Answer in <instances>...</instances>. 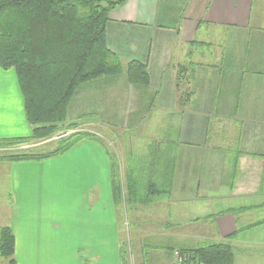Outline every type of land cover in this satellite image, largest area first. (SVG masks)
Listing matches in <instances>:
<instances>
[{
  "label": "crops",
  "instance_id": "1",
  "mask_svg": "<svg viewBox=\"0 0 264 264\" xmlns=\"http://www.w3.org/2000/svg\"><path fill=\"white\" fill-rule=\"evenodd\" d=\"M254 1L124 0L108 14L106 47L124 70L79 85L67 117L114 136L164 130L170 146L167 194L154 204V232L168 244L129 255L172 264L168 250L226 242L233 264H264V26ZM130 62L147 84L128 81ZM179 66L190 73L185 107ZM30 135L16 72L0 68V140ZM116 203L98 142L0 167V228L13 233L14 264H121Z\"/></svg>",
  "mask_w": 264,
  "mask_h": 264
},
{
  "label": "trees",
  "instance_id": "2",
  "mask_svg": "<svg viewBox=\"0 0 264 264\" xmlns=\"http://www.w3.org/2000/svg\"><path fill=\"white\" fill-rule=\"evenodd\" d=\"M123 2L0 0V68L15 70L24 98L26 121L31 127L29 137L0 140V149L3 150L0 161L49 159L68 152L84 140L94 139L91 134L74 133L59 138L48 152L19 149L30 142L44 141L59 130L66 121L68 104L79 85L101 76L118 75L124 70L120 61L107 49L105 36L109 12ZM125 74L133 85L147 84L145 68L137 62L128 63ZM189 74L188 67L177 68L181 107H185L192 96L188 88ZM163 161L162 186L166 178L168 180L167 167L170 164L168 159ZM110 166L113 196L118 201L123 191L116 183L115 165L111 161ZM133 174L125 171L126 195L131 203L149 205L167 194L165 187L156 189L155 183L148 180L144 198H138ZM123 197L125 200V193ZM168 252L176 256L172 264H233L234 260L232 248L226 242ZM13 255V233L9 227H2L0 259L6 264H14ZM121 264H127L123 257Z\"/></svg>",
  "mask_w": 264,
  "mask_h": 264
},
{
  "label": "rangeland",
  "instance_id": "3",
  "mask_svg": "<svg viewBox=\"0 0 264 264\" xmlns=\"http://www.w3.org/2000/svg\"><path fill=\"white\" fill-rule=\"evenodd\" d=\"M254 5V20H256L254 24L264 26V0H255ZM69 118L71 119H68L66 112L65 123L60 126L59 130L52 137L44 141L30 142L27 145L20 146L19 149H35L36 152L44 153L55 147L57 140L63 136H69L74 133L91 134L95 140L87 139V141L98 142L104 148L109 161L115 165V180L120 186V190L122 189L123 191L118 203H116V217L119 222L118 232L121 241L122 257L126 259L127 264H133V262H138L139 260V262H144L142 258L144 255H138L137 253L129 255V248L130 251L131 249L133 251L135 247L142 246L145 253L157 252L168 244V240L156 237V233L154 232L156 226L160 223V218L156 212L157 209L154 206L155 202L159 201V198L152 202V205H136L135 203H131L126 195L127 181L125 178L127 177H125V171L134 173L133 177L137 182L138 198H144L148 180L155 183L156 189L162 190V180L164 179L162 164L164 163L163 160L168 159L170 156L167 153V149L170 146L165 141L167 137L162 134L164 130L162 132L159 130L161 135L156 139L149 138V132L145 133V128L143 127L125 132L119 130L114 136L110 132L100 131L94 125H88L87 122H85V127H87L85 128L83 126L85 120H76L72 118V115ZM153 130L155 131V129ZM2 151L0 149V153ZM6 164V161H0L1 168ZM124 193L125 200L123 197ZM138 235L140 237L137 239ZM144 258L146 260L145 263L151 264L148 258L145 256ZM136 259L137 261H135Z\"/></svg>",
  "mask_w": 264,
  "mask_h": 264
}]
</instances>
